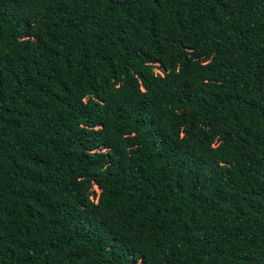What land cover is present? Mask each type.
Masks as SVG:
<instances>
[{
  "label": "trees",
  "instance_id": "trees-1",
  "mask_svg": "<svg viewBox=\"0 0 264 264\" xmlns=\"http://www.w3.org/2000/svg\"><path fill=\"white\" fill-rule=\"evenodd\" d=\"M0 264H264V0H0Z\"/></svg>",
  "mask_w": 264,
  "mask_h": 264
}]
</instances>
